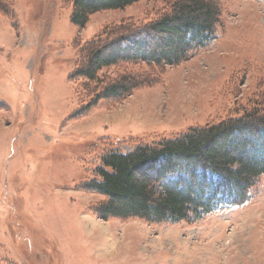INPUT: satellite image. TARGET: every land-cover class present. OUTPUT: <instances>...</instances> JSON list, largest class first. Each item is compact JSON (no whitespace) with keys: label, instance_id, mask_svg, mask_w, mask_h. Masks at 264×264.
<instances>
[{"label":"rangeland","instance_id":"obj_1","mask_svg":"<svg viewBox=\"0 0 264 264\" xmlns=\"http://www.w3.org/2000/svg\"><path fill=\"white\" fill-rule=\"evenodd\" d=\"M9 1L14 15L0 13V263L264 264V176L244 205H222L192 224L102 219L92 210L102 196L81 187L106 151L127 153L264 100V1L205 0L218 11L208 45L150 69L161 80L153 86L100 101L79 118L72 42L121 22L152 21L176 0L101 11L82 28L69 21L72 0Z\"/></svg>","mask_w":264,"mask_h":264},{"label":"trees","instance_id":"obj_2","mask_svg":"<svg viewBox=\"0 0 264 264\" xmlns=\"http://www.w3.org/2000/svg\"><path fill=\"white\" fill-rule=\"evenodd\" d=\"M139 1L72 0L69 21L82 28L95 13ZM0 13L14 15L11 1L0 0ZM217 13L205 0H176L152 21L121 22L78 46L72 42L76 61L69 77L78 103L73 118L82 117L100 101H119L160 82L150 69L163 71L165 65L185 61L208 45L215 38ZM160 43L170 49L159 50ZM141 64L147 70L115 77L101 72ZM3 107L0 103V110ZM247 107L236 117L193 126L151 143L138 142L127 153H103L92 177L81 184L83 190L103 198L94 213L102 219L192 224L222 205H244L264 176V100Z\"/></svg>","mask_w":264,"mask_h":264},{"label":"bare ground","instance_id":"obj_3","mask_svg":"<svg viewBox=\"0 0 264 264\" xmlns=\"http://www.w3.org/2000/svg\"><path fill=\"white\" fill-rule=\"evenodd\" d=\"M110 246V245H109Z\"/></svg>","mask_w":264,"mask_h":264}]
</instances>
